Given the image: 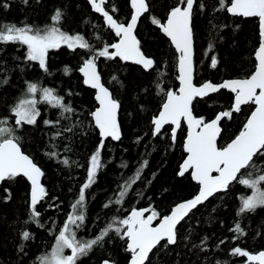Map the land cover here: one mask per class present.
Returning a JSON list of instances; mask_svg holds the SVG:
<instances>
[{
    "label": "trees",
    "instance_id": "trees-1",
    "mask_svg": "<svg viewBox=\"0 0 264 264\" xmlns=\"http://www.w3.org/2000/svg\"><path fill=\"white\" fill-rule=\"evenodd\" d=\"M7 2L11 6L8 10H0L2 22H26L44 27L51 24L50 17L54 9L61 8L65 13L61 29L72 35H83L93 50L118 40L103 19L92 12L87 0H40L39 3L29 0L27 6L21 0ZM177 2L150 0L151 15L163 21L170 7ZM203 2L206 9L197 12L194 17L195 83L200 85L210 81L219 84L227 79L248 77L256 64L254 53L260 39L258 19L237 18L226 11H215L217 0ZM106 7L114 18L124 23L129 21L131 9L128 0H108ZM112 8L117 11L113 13ZM137 37L145 55L156 61L155 69L145 71L117 58L109 60L99 57L96 61L103 83L121 102L119 119L122 138L119 142L106 141L101 154L104 167L98 172L95 184L86 190L85 226L77 233L83 239L95 237L101 228L111 222L113 216L124 217L132 208L151 207L162 216L168 215L177 203L194 197L199 190L190 174L184 177L177 175L186 158L183 148L187 135L185 126L178 132L175 144L170 139L169 127H166L168 132L163 137L153 138L151 135V118L158 114L165 99L161 89L177 90L179 87L178 55L159 27L152 24L149 14L142 18ZM209 44L213 45L211 49ZM25 51L19 45L7 46L0 56L3 61L0 64V79L5 75L10 76L8 84L0 83V117L9 115V107L22 96L27 80L56 89L58 95L64 96L65 102L71 103L75 114L70 119L61 120L58 126L61 131L76 122L79 125L73 127L71 132H63L61 136L52 139L57 127H46L43 121H55L60 111L41 103L37 126H25L17 132L22 137L23 152L44 173L43 185L48 196L38 205V209L43 214L41 222L45 227L29 224L27 228L36 238L25 242L28 255L18 252V233L24 227L22 222L30 215L26 203L30 184L25 178L2 183L0 264H38L36 257L50 252L55 243V235L78 198L79 189L86 180L90 157L100 141L99 132L92 125L89 115L97 108L94 92L84 86L79 73L83 61L93 55V51H72L66 46L51 51L48 60L51 75L41 71L34 62L21 72L16 65L24 67ZM213 55L218 60L216 68L211 67ZM14 57H20V60H14ZM65 66L71 69L68 75L63 71ZM113 76L117 77L119 83L112 80ZM69 92L72 95H68ZM232 102L233 95L221 91L199 103L194 101V114L210 120L217 112L228 109ZM250 110V106H245L240 113L234 114V119L223 122L224 131L219 140L221 145L230 142L238 134ZM138 137L143 139L137 142ZM53 151L58 155L50 157L48 153ZM65 158L69 160L68 165L62 163ZM144 160L148 164L141 172V179L132 185L125 202L104 208L103 205L115 199L119 186L134 176ZM123 163H127L128 167H121ZM260 167H264V164ZM5 188L10 190L12 196L7 203L3 202ZM250 194V190L234 183L228 193L218 194L200 206L179 226L180 242L153 257V264H247L245 257L232 256L230 250L236 246L252 254L264 250V209L237 216L239 197ZM236 222L247 233L239 240H233L234 234L229 231ZM186 235L189 236L188 240L184 239ZM110 237L105 238L103 247L97 246L88 257L82 258V264H101L105 258L114 259L117 264H128L129 254L124 251L125 242L115 237L114 233H110ZM205 237L207 240L202 244ZM221 240L226 242L220 244ZM66 253L70 251L66 250Z\"/></svg>",
    "mask_w": 264,
    "mask_h": 264
},
{
    "label": "snow or ice",
    "instance_id": "snow-or-ice-1",
    "mask_svg": "<svg viewBox=\"0 0 264 264\" xmlns=\"http://www.w3.org/2000/svg\"><path fill=\"white\" fill-rule=\"evenodd\" d=\"M21 2L29 5V0ZM39 2L40 0H36V3ZM88 2L96 13L102 15L104 24L118 38L117 42L104 44L101 49L93 50L83 35H72L61 29L60 25L65 16L61 8L54 9L50 17L51 24L44 27L26 22L17 24L0 21V56L6 51L7 46L19 45L26 49L24 67L16 65L21 72L34 62L41 71L51 75L49 53L59 50L62 46L72 51L76 49L93 51V55L83 61L79 72L84 77V84L96 90L95 99L99 106L89 115L92 118V125L99 132L100 141L90 157L86 180L79 189L78 198L71 205V211L55 235V243L50 252L36 257L38 264H82V258L88 257L94 248L104 246L106 237L111 239L110 233H114L115 237L125 242L124 251L129 254L128 264H153V257L180 242L178 226H181V222L190 217V214L210 197L217 193H228L234 183L244 186L251 192L250 195L239 197L238 217L264 209V167H260L264 164V0H217L218 7L214 8L215 11H226L236 17L258 18L260 39L254 53L257 63L254 71L246 78L225 80L219 84L205 82L199 86L194 83V17L197 12L206 9L203 0H178L170 7L163 21L151 15L150 0H130L133 11L127 23L110 14L106 7L108 0ZM10 6L7 0H0V10H8ZM111 11L114 13L117 10L112 8ZM146 13L149 14L152 24L158 26L169 38L178 54L179 88L167 91L161 89L165 99L158 114L151 118V135L153 138L163 137L168 132L166 126H169L170 139L175 144L177 134L182 130V123H186L187 135L183 145L186 158L180 165L177 175L184 177L189 173L191 179L198 184L199 191L193 198L176 204L168 215L162 216L151 207L132 208L124 217L113 216L111 222L101 228L95 237L83 239L78 237L77 233L85 226L86 190L95 184L98 172L104 167L101 154L106 147L105 141L109 138L113 141L121 140V126L118 120L121 102L101 83L96 61L99 57L109 60L119 58L121 61H131L140 65L145 71L155 69L156 61L145 55L135 34L141 17ZM212 47L213 45L209 44V49ZM13 59L20 60V57ZM2 63L0 60V64ZM217 64V57L211 56V67L216 68ZM63 71L68 75L71 69L65 66ZM112 80L119 83L116 76H113ZM9 82L10 76L5 75L0 79L2 84ZM25 85L26 89L22 96L9 107V115L0 117V183L15 182L18 178H26L30 182V193L26 201L30 215L22 222L24 227L18 233L17 248L19 253L26 256L28 252L25 242L34 241L36 238L27 226L35 224L39 228L45 227L41 222L43 214L38 205L45 201L48 193L41 183L44 173L34 160L22 151V137L17 135V132L25 126H37L38 118L41 116L39 109L41 103L60 111L55 121L48 119L43 121L46 127H57L52 139L61 136L63 132H71L79 122L61 131L58 128L61 120L70 119L71 115L75 114L71 103L65 102L64 96L58 95L54 88L43 87L37 82L27 80ZM222 89L233 94V102L228 109L217 112L210 120L194 114V101L199 103ZM68 95L72 93L69 92ZM244 105L250 106L251 110L242 128L230 142L221 145L219 140L224 131L223 122L234 119V114L240 113ZM142 139L143 137H138L137 142ZM48 155L55 157L58 153L53 151ZM62 163L68 165L69 160L65 158ZM147 164L148 161L144 160L134 176L119 186L120 190L116 193L115 199H110L103 207L107 209L113 204L122 205L132 185L141 179V172ZM121 167L126 168L128 165L123 163ZM4 193L3 202L7 203L12 198L11 192L5 188ZM157 221L158 223H155ZM229 231L234 234L233 240H239L247 234L239 222H236ZM184 239L188 240L189 236L186 235ZM206 240L207 237L201 243H205ZM225 242L221 240L219 243ZM66 250H69L70 254H65ZM230 254L245 257L247 264H264V251L252 254L236 246L230 250ZM102 264H117V261L105 258Z\"/></svg>",
    "mask_w": 264,
    "mask_h": 264
},
{
    "label": "water",
    "instance_id": "water-1",
    "mask_svg": "<svg viewBox=\"0 0 264 264\" xmlns=\"http://www.w3.org/2000/svg\"><path fill=\"white\" fill-rule=\"evenodd\" d=\"M129 1V6H130V9H131V13H132V8H131V2H130V0H128ZM87 2H88V0H87ZM108 3V2H107ZM88 4H89V2H88ZM89 6H90V8H91V10H92V12H94L95 14H97V15H99L102 19H103V17H102V15L101 14H99V13H96L93 9H92V7H91V5L89 4ZM111 14V13H110ZM147 14V13H146ZM145 14V15H146ZM144 15V16H145ZM229 15L230 16H232V17H236V16H233V15H231L230 13H229ZM144 16H142L141 17V20H142V18L144 17ZM131 18V17H130ZM237 18H244V17H237ZM244 19H258V18H244ZM130 20V19H129ZM141 20H140V22H141ZM104 21V20H103ZM140 22L138 23V25H137V28H136V32H135V34L137 35V31H138V28H139V25H140ZM161 31V30H160ZM161 33H162V31H161ZM163 34V33H162ZM164 35V34H163ZM165 36V35H164ZM166 37V36H165ZM167 38V40L170 42V40H169V38L168 37H166ZM137 39H138V37H137ZM171 44V43H170ZM171 46H172V48L175 50V48H174V46L171 44ZM176 52V51H175ZM193 52H194V54H193V62H194V83H195V39H194V44H193ZM178 55V54H177ZM254 58H255V56H254ZM117 59H119V58H117ZM256 61V60H255ZM123 62H125V63H128V64H133V65H135V66H138V67H141L142 68V66H140V65H136V64H134V63H132L131 61H123ZM257 63V62H256ZM143 69V68H142ZM97 70H98V72H99V68H98V66H97ZM144 70V69H143ZM80 73V72H79ZM99 74H100V72H99ZM177 74H178V63H177ZM80 75H81V77H82V80H83V84H84V77H83V75L80 73ZM100 77H101V75H100ZM235 79H240V78H235ZM227 80H231V79H227ZM225 81V80H224ZM207 82H210V81H207ZM101 83L102 84H104L103 83V81H102V77H101ZM205 83V82H204ZM178 84H179V81H178ZM196 84V83H195ZM203 84V83H202ZM197 85V84H196ZM201 85V84H200ZM84 86L86 87V88H88V89H90V90H92L93 92H94V98H95V96H96V90L95 89H92L91 87H89V86H87V85H85L84 84ZM104 86L105 87H107L105 84H104ZM197 86H199V85H197ZM108 88V87H107ZM179 88V87H178ZM109 89V88H108ZM109 91H111L110 89H109ZM221 91H225V92H228V93H230V94H232L230 91H228V90H221ZM220 91V92H221ZM220 92H218V93H220ZM218 93H213V94H210V97H212V96H215V95H217ZM233 95V94H232ZM205 99H208V97H206V98H204L203 100H205ZM95 101H96V99H95ZM202 101V100H201ZM96 104H97V107L99 106V104H98V102L96 101ZM245 106H247V105H244V106H242V108L243 107H245ZM119 117H120V111H119V113H118V120H119V123H120V119H119ZM120 126H121V124H120ZM182 126H185V128H186V131H187V125H186V123H182ZM166 127H169V126H166ZM98 131V130H97ZM178 135V134H177ZM222 135V134H221ZM121 138H122V128H121ZM108 140H111L110 138L108 139ZM111 141H113V140H111ZM120 141V140H119ZM119 141H113V142H119ZM185 141V140H184ZM105 143H106V141H105ZM23 151V150H22ZM183 163V162H182ZM43 172V171H42ZM187 174H189V173H186L185 175H187ZM180 177V176H179ZM26 179V178H25ZM196 185H198L195 181H193ZM29 184H30V182H28ZM41 183L43 184V176L41 177ZM2 183H0V185H1ZM199 187V186H198ZM199 191V190H198ZM218 194H222V193H217L215 196H217ZM215 196H213V197H210L209 198V200H211L212 198H214ZM193 198V197H192ZM191 199V198H190ZM187 200H189V199H187ZM187 200H184V201H187ZM208 200V201H209ZM208 201H206L203 205H205ZM181 202H183V201H181ZM180 203V202H179ZM178 204V203H177ZM203 205H201V206H203ZM200 206H198V208H199ZM197 210V209H196ZM196 210H194V212L196 211ZM193 212V213H194ZM192 213V214H193ZM148 213H146V215H147ZM192 214H190V216L192 215ZM189 218V217H188ZM188 218H186L185 219V221L188 219ZM184 221H182L181 222V224L183 223ZM155 223H158V221L157 222H155ZM179 227V226H178ZM264 251V250H263ZM258 254V253H257ZM102 264V263H101Z\"/></svg>",
    "mask_w": 264,
    "mask_h": 264
},
{
    "label": "rangeland",
    "instance_id": "rangeland-1",
    "mask_svg": "<svg viewBox=\"0 0 264 264\" xmlns=\"http://www.w3.org/2000/svg\"><path fill=\"white\" fill-rule=\"evenodd\" d=\"M65 254H70V253H65Z\"/></svg>",
    "mask_w": 264,
    "mask_h": 264
}]
</instances>
